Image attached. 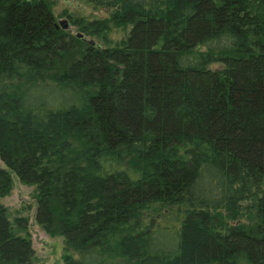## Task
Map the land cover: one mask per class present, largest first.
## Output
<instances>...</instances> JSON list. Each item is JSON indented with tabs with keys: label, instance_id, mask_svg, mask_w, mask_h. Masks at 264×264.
Returning <instances> with one entry per match:
<instances>
[{
	"label": "trees",
	"instance_id": "16d2710c",
	"mask_svg": "<svg viewBox=\"0 0 264 264\" xmlns=\"http://www.w3.org/2000/svg\"><path fill=\"white\" fill-rule=\"evenodd\" d=\"M77 1L101 43L0 0V197L35 187L62 264H264V0ZM27 227L0 204V264Z\"/></svg>",
	"mask_w": 264,
	"mask_h": 264
},
{
	"label": "rangeland",
	"instance_id": "374dc122",
	"mask_svg": "<svg viewBox=\"0 0 264 264\" xmlns=\"http://www.w3.org/2000/svg\"><path fill=\"white\" fill-rule=\"evenodd\" d=\"M50 3L51 10L55 15V22L58 26L60 21L66 19L68 21V29L73 34L80 33L77 27L70 23V19L64 17V11L68 14L82 15L87 19L103 18L106 13L101 9H93L90 6L77 0H47ZM62 14V15H61ZM62 27V26H61ZM83 34V33H81ZM124 32L116 29L108 34L109 44L114 45L120 41L124 36ZM84 35V34H83ZM85 39L93 40L97 43H101L99 39L94 36L84 35ZM212 68H216L217 65H210ZM51 93L38 92L33 96V100H39L40 98H48L51 100ZM50 97V98H49ZM47 99V100H48ZM0 164H3L0 161ZM13 187L5 197H0V204L4 205L8 210L9 219L15 222L16 218H27L28 227L27 233L32 242L34 250V257L32 264H62L64 256L67 253L65 250L63 238L61 236H51L44 232L34 220L35 212V187L21 184L18 179L13 175Z\"/></svg>",
	"mask_w": 264,
	"mask_h": 264
},
{
	"label": "water",
	"instance_id": "95a60500",
	"mask_svg": "<svg viewBox=\"0 0 264 264\" xmlns=\"http://www.w3.org/2000/svg\"><path fill=\"white\" fill-rule=\"evenodd\" d=\"M60 23V25L64 28V29H68V21L66 20V19H63L62 21H60L59 22ZM55 26L56 27H58V25L55 23ZM77 35L79 36V37H81L82 36V34L81 33H77ZM85 39V38H84ZM87 40V39H86ZM87 41H89L90 43H94L92 40H87Z\"/></svg>",
	"mask_w": 264,
	"mask_h": 264
}]
</instances>
